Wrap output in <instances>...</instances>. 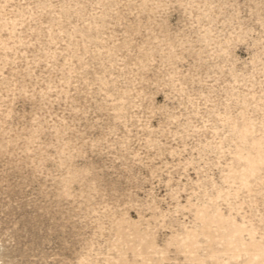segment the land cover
Returning a JSON list of instances; mask_svg holds the SVG:
<instances>
[{
  "label": "rangeland",
  "instance_id": "obj_1",
  "mask_svg": "<svg viewBox=\"0 0 264 264\" xmlns=\"http://www.w3.org/2000/svg\"><path fill=\"white\" fill-rule=\"evenodd\" d=\"M0 264H264V0H0Z\"/></svg>",
  "mask_w": 264,
  "mask_h": 264
}]
</instances>
